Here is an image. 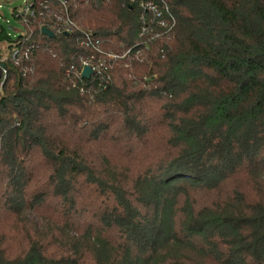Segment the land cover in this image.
Returning a JSON list of instances; mask_svg holds the SVG:
<instances>
[{"label": "trees", "instance_id": "obj_1", "mask_svg": "<svg viewBox=\"0 0 264 264\" xmlns=\"http://www.w3.org/2000/svg\"><path fill=\"white\" fill-rule=\"evenodd\" d=\"M37 2L0 85V264H264V0Z\"/></svg>", "mask_w": 264, "mask_h": 264}, {"label": "built area", "instance_id": "obj_2", "mask_svg": "<svg viewBox=\"0 0 264 264\" xmlns=\"http://www.w3.org/2000/svg\"><path fill=\"white\" fill-rule=\"evenodd\" d=\"M37 3H38L37 0H27L24 3L23 8L21 10L16 11L14 13V16L16 18H19V19L21 18L23 21L27 17H33L35 15L34 6ZM40 5H41V3H38V6H40ZM141 5L144 6V7H146L149 11H152V12L155 13L156 18L159 20L157 22V24L159 26L166 27L165 21L161 20V18H160V12L157 10L156 6L152 2L141 3ZM55 19L56 20H59V18H56V17H55ZM69 24H70V22H68V21H64V23H63V25L65 26L64 27L65 28V31L67 33L70 32V26H69ZM64 28H62V29H64ZM42 29H44V28H42ZM45 29L49 30L48 27H45ZM147 32H148V28L147 27H143L141 34L147 33ZM6 33H7V31H6ZM21 35H23V33ZM18 38H16L11 44H8L7 42H1L0 41V85H2V83L5 82V80L7 78V75H8V71H7V68L5 66V63L8 60H10V59L11 60L17 59V57L21 53L20 48L18 46V44L20 43V41L18 40ZM31 48H33L32 45L28 46V49H31ZM85 66L88 67L87 64H84L83 65V67H85Z\"/></svg>", "mask_w": 264, "mask_h": 264}, {"label": "rangeland", "instance_id": "obj_3", "mask_svg": "<svg viewBox=\"0 0 264 264\" xmlns=\"http://www.w3.org/2000/svg\"><path fill=\"white\" fill-rule=\"evenodd\" d=\"M26 1L27 0H0V27L4 28L7 31V35L12 40H15L24 32L23 26L19 21L16 20V18L14 17V13L18 10H21ZM9 27H11L12 30H8ZM229 189L230 188H227L219 194L206 193L204 191L198 192L194 195L193 205L195 207L201 205H215V203L223 200L226 197L227 191H229ZM182 204L183 200H180L178 204L179 209L181 208Z\"/></svg>", "mask_w": 264, "mask_h": 264}, {"label": "water", "instance_id": "obj_4", "mask_svg": "<svg viewBox=\"0 0 264 264\" xmlns=\"http://www.w3.org/2000/svg\"><path fill=\"white\" fill-rule=\"evenodd\" d=\"M8 30H12L11 27L8 28ZM41 33L47 37L53 38L54 35L53 33H51L49 30L47 29H42ZM94 72L93 70H91L89 67L85 66L83 67L82 71H81V77L88 79L91 75H93Z\"/></svg>", "mask_w": 264, "mask_h": 264}]
</instances>
